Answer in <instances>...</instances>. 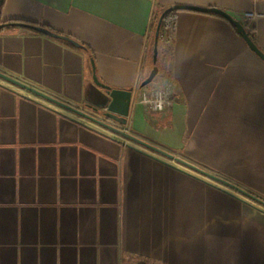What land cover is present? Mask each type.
Instances as JSON below:
<instances>
[{
    "label": "crops",
    "instance_id": "1",
    "mask_svg": "<svg viewBox=\"0 0 264 264\" xmlns=\"http://www.w3.org/2000/svg\"><path fill=\"white\" fill-rule=\"evenodd\" d=\"M173 6L253 13L264 53V0H3L0 26L33 23L80 47L10 23L0 72L81 109L103 104L92 64L102 84L134 90L154 13ZM159 47L172 107L136 103L126 130L264 200V62L227 21L192 11ZM141 262L264 264V209L0 79V264Z\"/></svg>",
    "mask_w": 264,
    "mask_h": 264
},
{
    "label": "water",
    "instance_id": "2",
    "mask_svg": "<svg viewBox=\"0 0 264 264\" xmlns=\"http://www.w3.org/2000/svg\"><path fill=\"white\" fill-rule=\"evenodd\" d=\"M2 0H0L1 3ZM174 11H192L202 14H211L215 16H219L225 21H227L236 31V33L241 37V39L244 41L248 49L256 55L262 62H264V53L257 47V45L252 41L250 38L247 30L243 26V24L234 19L232 16L227 14L226 12L217 9V8H200V7H193V6H173L171 8ZM163 15L160 16L155 32H154V38H153V51H152V63L153 68L150 71L148 77L143 80L139 87L143 88L151 84L154 77L157 74V58H158V38H159V29L160 24L162 21ZM3 27V25L0 26V28ZM36 31L43 33L45 35L58 38L55 34H53L50 31H47L43 28H35ZM69 43H71L73 46L80 47L79 44L74 42L71 39H66ZM0 79L16 86L17 88H20L21 90L27 91L30 94H33L40 99L58 107L62 110H65L67 112H70L71 114H74L75 116H78L120 138L125 140L128 143V146L132 148L133 150L150 157L156 161H159L161 163H164L166 165H170V163H173L182 169H186L190 172H193L197 175H201L203 177L208 178L212 182L218 184L220 187L224 188L225 191L230 194L231 196L240 199V197L248 199L253 201L255 204L259 205L264 209V200L257 198L256 196L250 194L249 192L239 188L238 186L219 178L218 176H215L213 174H210L209 172H206L205 170L199 168L198 166L180 158L177 156H174L170 152L161 149L151 143L146 142L145 140L138 138L134 136L133 134L129 133L126 130V124L127 119L130 114V111L133 107V90H120V89H113L109 86H106L98 81L97 77L94 73V67L92 64V81L93 84L103 90L105 96H106V102L103 104L98 105H85L84 109H81L79 107H75L72 105H69L67 103H64L52 96H49L43 92H40L22 82L19 80H16L14 78H11L3 73L0 72ZM231 192L237 193L240 197L234 195Z\"/></svg>",
    "mask_w": 264,
    "mask_h": 264
},
{
    "label": "built area",
    "instance_id": "3",
    "mask_svg": "<svg viewBox=\"0 0 264 264\" xmlns=\"http://www.w3.org/2000/svg\"><path fill=\"white\" fill-rule=\"evenodd\" d=\"M253 17V13H245L242 24ZM244 27L247 30V27ZM172 97L173 88L169 82H165L161 87L150 84L143 88L136 86L133 90V105L138 103L149 113L159 114L170 110L173 104Z\"/></svg>",
    "mask_w": 264,
    "mask_h": 264
},
{
    "label": "trees",
    "instance_id": "4",
    "mask_svg": "<svg viewBox=\"0 0 264 264\" xmlns=\"http://www.w3.org/2000/svg\"><path fill=\"white\" fill-rule=\"evenodd\" d=\"M2 4H3V0L0 3V11H1V8H2ZM176 13H177V11H174L171 8H165V9L161 10L160 12H155L154 13L153 21H152V24H151L150 36H149L150 39H149L148 49H147L148 56L152 57L154 32H155V29H156V26H157V23H158V20H159L160 16L163 15L162 21H161V24H160V29H159L158 52H159V49H160L159 40H160V38L162 36V33L173 28V26L175 24ZM208 15H211V14H208ZM211 16H215V15H211ZM215 17H219V16H215ZM219 18H221V17H219ZM10 23H18L19 25L26 26V27L30 28L31 30H34V31H36L35 28H43V29H46L47 31L52 32L51 30H49V29H47V28H45L43 26H39V25H36V24H33V23H29V22L12 21V22L3 23L2 25H3V27H5V26L10 25ZM243 26H246V24H243ZM3 27H1V28H3ZM233 30L235 31L234 28H233ZM36 32H38V31H36ZM52 33L55 34L56 36H58L59 39L68 42L66 40V39H69L67 36H63V35L55 33V32H52ZM248 34H249L250 38L252 39V41L255 43V40H254V37L252 36V34H250V32H248ZM138 264H146V263L145 262H141V263H138Z\"/></svg>",
    "mask_w": 264,
    "mask_h": 264
},
{
    "label": "rangeland",
    "instance_id": "5",
    "mask_svg": "<svg viewBox=\"0 0 264 264\" xmlns=\"http://www.w3.org/2000/svg\"><path fill=\"white\" fill-rule=\"evenodd\" d=\"M158 64H160V60H159V62H158ZM148 72L150 73V71H151V68H152V61L151 60H149V64H148ZM157 76L155 77V79L151 82V84L150 85H153V86H156V87H161L164 83H156V80H157ZM138 108H139V106H138Z\"/></svg>",
    "mask_w": 264,
    "mask_h": 264
}]
</instances>
